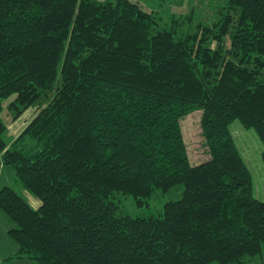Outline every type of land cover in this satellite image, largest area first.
<instances>
[{
  "label": "trees",
  "instance_id": "obj_1",
  "mask_svg": "<svg viewBox=\"0 0 264 264\" xmlns=\"http://www.w3.org/2000/svg\"><path fill=\"white\" fill-rule=\"evenodd\" d=\"M132 0H0V158L8 258L35 264H264V200L230 124L253 128L264 166V0H224L182 29ZM16 117L6 143L4 100ZM199 110L209 156L192 162L180 117ZM182 185L156 213L147 204Z\"/></svg>",
  "mask_w": 264,
  "mask_h": 264
},
{
  "label": "rangeland",
  "instance_id": "obj_2",
  "mask_svg": "<svg viewBox=\"0 0 264 264\" xmlns=\"http://www.w3.org/2000/svg\"><path fill=\"white\" fill-rule=\"evenodd\" d=\"M137 2L146 10L153 11L160 22L167 21L172 15L176 16L182 21V29H195L197 23H210L219 15V10L224 0H132ZM12 99V95L4 100L2 109V120L5 124L3 137L7 144L12 141L26 126L35 113L36 106H28L24 108L16 117L15 111L9 110L6 103ZM180 127L182 128L183 138L187 146V152L192 162H200L209 156L207 146L203 141L200 132L199 124V110H193L183 117H180ZM230 128L234 134L235 141L241 150L243 158L248 165L253 180V191L255 195L264 200V166L261 160L260 152L262 151V144L256 136L253 128L244 127L238 119H234ZM4 163V162H3ZM5 164V163H4ZM13 176L8 180V184L20 194L26 201L34 208L38 206L39 199L30 191L26 190L21 182L16 178L13 167ZM25 190V191H24ZM27 191V192H26ZM182 192V185H177L167 191H155L149 198L148 203L144 205H137L133 197L128 194L115 193L114 199L118 202V209L122 212L131 215H147L149 213H156L162 205L168 201L179 197ZM7 231V230H6ZM9 232V230H8ZM9 237L11 234L8 233ZM14 242L10 239L0 240V250L8 251L4 245H10ZM264 247V245H263ZM14 254V253H13ZM11 254V255H13ZM8 255V254H7ZM13 258V257H12ZM8 258V256L6 257ZM5 260V259H4ZM216 264V263H213ZM245 264H259L249 261Z\"/></svg>",
  "mask_w": 264,
  "mask_h": 264
},
{
  "label": "crops",
  "instance_id": "obj_3",
  "mask_svg": "<svg viewBox=\"0 0 264 264\" xmlns=\"http://www.w3.org/2000/svg\"><path fill=\"white\" fill-rule=\"evenodd\" d=\"M12 176V168H9L6 164H4L0 158V187L8 184L7 182L12 178ZM14 226L15 222L0 208V240L10 239L14 241L10 242V245L3 244V247L8 248V251L0 250V264H35L29 258L10 257V259H6L7 256L13 254L18 248L17 241L12 236V238H10L8 235V230L13 228Z\"/></svg>",
  "mask_w": 264,
  "mask_h": 264
}]
</instances>
